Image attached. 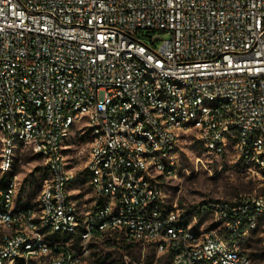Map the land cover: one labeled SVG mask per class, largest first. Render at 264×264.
Returning a JSON list of instances; mask_svg holds the SVG:
<instances>
[{"label":"built area","instance_id":"1","mask_svg":"<svg viewBox=\"0 0 264 264\" xmlns=\"http://www.w3.org/2000/svg\"><path fill=\"white\" fill-rule=\"evenodd\" d=\"M80 122L85 212L64 142ZM191 131L263 175L264 0H0V173L19 144L45 168L33 205L18 176L0 188V264H93L116 233L170 264H254L241 241L264 243V195L201 204L215 229L168 206Z\"/></svg>","mask_w":264,"mask_h":264},{"label":"rangeland","instance_id":"2","mask_svg":"<svg viewBox=\"0 0 264 264\" xmlns=\"http://www.w3.org/2000/svg\"><path fill=\"white\" fill-rule=\"evenodd\" d=\"M149 36H154L158 40L168 38L166 33L160 32L151 33ZM64 142L70 164L78 171L75 184L76 196L82 207L81 210L85 212L91 209L94 199L84 171L91 143L88 127L84 122L77 123L68 132ZM178 157L176 176L170 178L165 184V194L168 206H177L184 214L191 208L200 207L201 204L210 200L225 199L235 202L249 195H264L263 175L245 168L234 152L229 156L208 154L192 131L183 136ZM9 175H16L21 181L19 192L22 202L35 204L42 189L45 168L42 159L34 154L29 145L17 146L15 162ZM196 217L199 219L200 215L196 214ZM194 225L204 226L205 229L217 227L209 216H203L199 222H194ZM124 244L125 246L119 249L103 246L101 262L108 263L113 259H121L125 264H146L147 261L155 262L160 257L152 249L143 250L140 246L126 240ZM247 244L252 247H248ZM241 245L246 248L254 264H264V259L257 260L252 255L256 252L254 248H264L259 231L244 237Z\"/></svg>","mask_w":264,"mask_h":264},{"label":"trees","instance_id":"3","mask_svg":"<svg viewBox=\"0 0 264 264\" xmlns=\"http://www.w3.org/2000/svg\"><path fill=\"white\" fill-rule=\"evenodd\" d=\"M262 174L264 176V170H263ZM8 178H9V173H7V172L2 173L0 175V188H5L7 186L6 182H7ZM186 214L187 215L199 214L200 215L199 219H201L203 216H206V215L201 216V211L199 210V206L198 207L195 206V208H191ZM226 238L228 239V242L232 243V240H233L232 237L227 236ZM124 242H125V240L122 238H119L118 233H116L114 236H109V237H106L104 239H100L97 242H94L92 244V247H93L92 262H93V264H125V262L122 261L121 259H113V260L109 261L108 263L101 262V260L103 259L101 248L103 246L106 248L113 247V248L119 249V248H122L123 246H125ZM247 245H248V247H252L250 244H247ZM241 247L244 250H246V248L243 247L242 245H241ZM254 249H256V252L252 253V255L255 256V259H257V260L258 259H264L263 258L264 257V248L256 247ZM109 258L110 257H108V259ZM148 259H150V258H148ZM146 264H170V253H165V254L161 255L158 259H156L155 262L152 260L147 261Z\"/></svg>","mask_w":264,"mask_h":264}]
</instances>
